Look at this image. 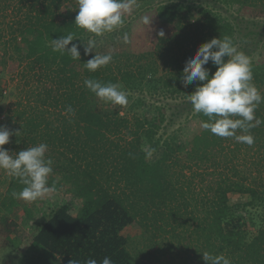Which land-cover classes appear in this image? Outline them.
<instances>
[{"label":"trees","instance_id":"1","mask_svg":"<svg viewBox=\"0 0 264 264\" xmlns=\"http://www.w3.org/2000/svg\"><path fill=\"white\" fill-rule=\"evenodd\" d=\"M150 2L137 0L119 30L94 36L75 24L78 0H0V70L16 92L0 119L14 133L4 147L13 153L47 144L49 186L67 185L80 201L75 214L67 203L52 208L21 245L12 236L14 217L23 212L27 222L33 211L12 196L25 185L9 176L0 189L1 253L10 247L17 259L22 252V264H100L106 256L112 264H133L135 255L142 264H173L176 254L187 264L193 250L223 255L231 264H264V222L256 225L246 215L253 207L264 210V102L255 110L260 123L236 133L252 135V145L205 130L209 118L200 113L188 142L177 130L167 133L178 107L192 106L189 95L202 83H182L187 60L213 38L230 37L238 50L249 23L264 20V0ZM69 33L78 38L72 43L80 45L81 60L53 51L52 40ZM255 35L256 44L263 42L259 52L244 53L264 96V26ZM93 38L97 54L113 56L95 72L85 64L95 52L85 55L81 41ZM205 67L210 75L217 70L211 61ZM86 79L119 85L128 104L105 103ZM156 98L184 101L169 116V101ZM230 193L246 198L233 202ZM167 234L176 240L168 247L175 254L157 245ZM137 238L149 245L134 254L129 245Z\"/></svg>","mask_w":264,"mask_h":264},{"label":"clouds","instance_id":"2","mask_svg":"<svg viewBox=\"0 0 264 264\" xmlns=\"http://www.w3.org/2000/svg\"><path fill=\"white\" fill-rule=\"evenodd\" d=\"M136 4L137 0H78L79 11L75 17V24L94 36H103L119 30L124 24V17L133 12ZM159 35L163 37L164 33L160 32ZM77 39L72 33L53 39V51L67 53L73 60H81L80 45L72 43ZM81 41L85 55L95 52L94 38ZM130 42L129 35L124 33L123 43ZM112 60L111 54L100 55L95 52L94 57L85 64L89 71L95 72L107 66ZM210 61L217 68L211 75L210 69L205 67ZM253 79L250 58L244 52L238 51L232 39L227 36L213 38L200 45L195 55L187 60L181 77L185 87L202 82L197 83L194 93L189 95L193 110L209 118L208 122L202 123V127L216 136L234 138L237 142L248 145L254 143L253 136L236 133L238 129L247 133L260 123L256 119L255 110L264 102V96L260 94ZM84 84L105 103L119 106L128 104L127 95L117 84H102L94 79H86ZM67 111L74 114L71 107ZM253 121L255 123H252ZM13 134L6 126H0V169L25 185L20 192H13L12 196L28 203L44 199L55 191L54 186H49L53 161L46 158L48 146L41 143L10 153L4 145L10 143ZM18 134L19 132L15 133ZM203 259L207 264H231L230 259L225 256H213L207 252L203 253ZM70 264H79V261L72 260ZM86 264L98 262L96 259H89ZM100 264H112V260L106 256Z\"/></svg>","mask_w":264,"mask_h":264},{"label":"rangeland","instance_id":"3","mask_svg":"<svg viewBox=\"0 0 264 264\" xmlns=\"http://www.w3.org/2000/svg\"><path fill=\"white\" fill-rule=\"evenodd\" d=\"M161 2V0H151L149 4H158ZM212 3V2H211ZM148 4V3H147ZM219 6V5H217ZM222 7V6H221ZM220 7V8H221ZM223 13L225 15H230L229 11H224V8H221ZM232 12V11H231ZM233 19V16L232 18ZM254 23H249L250 28H246L245 31L251 29L250 31H243V33H247L245 36H239V43H238V51L244 52V49H252V54L255 55L259 52L260 48L262 47V43L256 44V39L258 36L255 35V32L262 28L264 26V20H253ZM258 21V22H257ZM254 24V25H253ZM257 24V25H255ZM0 90L3 92L2 100L0 99V119L4 118V113L6 109L10 106L9 104L14 102L16 98V92L14 90L13 84L9 82V74L8 72H1L0 70ZM156 101H169L171 109L168 110V115L170 116L171 113L174 111V109L179 106L184 100H175V99H157ZM182 106V105H180ZM118 106H114L110 108L111 110L117 109ZM181 109L180 113L176 109V112L179 113L177 116L173 118V121L169 124L167 133H170L172 131H178L179 137L181 140L188 142L193 137V134L195 131H197L200 127V123L198 121V118L195 117V111L193 110V107L189 104L187 108L184 107H178ZM121 113L123 114V110H121ZM9 179V175L5 173L4 170L0 169V189H2L7 181ZM3 190V189H2ZM230 197L233 202L244 200L246 197H242L238 193H230ZM67 203L72 213L77 212V207L80 203L79 199L74 197V195L68 190L67 185H63L61 188L53 191L48 196H46L44 199H42V203L36 204L28 203L27 204L32 208L33 216L32 218L25 222L23 219L24 214L23 212L18 213L17 216L14 217L13 227H12V236L16 237L21 245L23 243H29V239L34 233L35 227L37 224L44 220V218L47 216L49 211L54 208L58 207L59 205ZM250 210V213L246 211V215L250 218H252L256 225L264 222V210L261 207H253ZM251 224V221L249 222ZM257 227V226H256ZM255 226H249L250 230H255ZM172 234H167L166 238L160 240L157 245L162 246L166 251L169 253H174V251H171L168 247L171 242L176 241L175 238L172 237ZM1 239V235H0ZM176 244L177 243H172ZM149 245V242H144L141 238L134 239L130 242V249L132 253L137 254L136 252H139L142 248ZM194 247V246H193ZM155 248V247H154ZM8 249V248H7ZM11 250V254H7L8 251ZM14 250V249H13ZM12 248L9 247L7 253L2 250V253L0 252V264H22L23 259V253H17L18 258L14 259V252ZM13 251V252H12ZM156 253V252H155ZM209 253V252H208ZM192 254V255H191ZM190 256L186 257L187 264H205L202 263L201 257L203 254H196L193 253V250H191ZM210 254V253H209ZM211 255V254H210ZM137 257L135 263L133 264H142V261L140 260L141 257ZM177 262L173 264H181V261H183L182 257H180V254H176Z\"/></svg>","mask_w":264,"mask_h":264}]
</instances>
